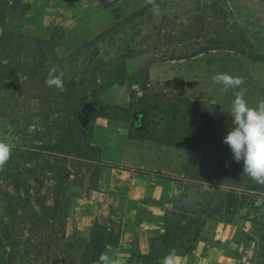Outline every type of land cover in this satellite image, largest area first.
<instances>
[{
  "label": "rangeland",
  "instance_id": "1",
  "mask_svg": "<svg viewBox=\"0 0 264 264\" xmlns=\"http://www.w3.org/2000/svg\"><path fill=\"white\" fill-rule=\"evenodd\" d=\"M150 1L0 0L7 16L6 26L0 24V37L16 30L32 39L51 41L56 44L58 58L37 56L33 61L34 51L12 49L10 45L0 49V143L11 148L9 160L0 167V229L7 236L6 244H0V259L11 251L17 264H27L30 259L32 264H69L71 255L62 251L67 243L62 240L63 232L66 239L86 238L94 223L113 226V222L131 233V241L123 240L124 235L119 245L107 249V256L112 264H137L138 230L124 223L122 214L136 210L140 218H150L149 208L157 203L152 194L155 186L162 187L160 204L170 209L168 203L181 188L167 177L181 179L189 148L207 130L209 114L186 110L180 104L181 93L191 100L219 105L223 139L233 127L231 103L240 88L221 92V85L213 83L214 75L226 73L242 78L249 107L256 108L264 101V62L258 58L264 55V0H225L235 28L223 27L208 12L196 11L191 2L183 6L171 0L159 14L168 18L156 22L151 37L141 33L132 40L130 33L126 44L121 35L98 51L82 49L99 33ZM23 5L29 7L25 13ZM213 40L220 41L224 49L187 60L165 61L172 51ZM138 43L144 44L143 51L136 50ZM130 48H136V52L123 60L120 55ZM72 53H76L74 59L69 58ZM141 56L146 59L139 68H125L127 61ZM30 63L41 67V71L55 68L64 78L77 77L85 83L82 94L86 97L82 98L80 111L87 102H92L96 111L87 126H81L87 133L85 139H79L82 158H77L71 147L63 153L46 147L47 143H58L55 121L68 100L59 89L46 85L44 74H36L34 80L25 77ZM46 91L55 101L54 113L42 116L39 101ZM132 94L135 105L131 107L127 99ZM114 165L131 171L115 169ZM129 176L150 180L142 200L129 199L126 186H118ZM17 184L24 200L28 191L32 206L45 215L48 226L37 229L23 224L20 217H9L7 195L14 196V203L19 200ZM100 186L106 195L105 212L85 210L83 207L93 203ZM58 194L61 205L54 213ZM197 210L196 206L191 208L193 215L184 220L183 227L197 219ZM63 221L65 228L61 226ZM218 223L209 222L201 238L213 241ZM232 224L236 229L233 244L226 247L233 252L235 264H264V199L258 200L255 209L240 208ZM27 241L37 246L33 248L37 250L35 256L25 255ZM57 244L61 245L59 249ZM169 251L163 249L156 255L163 257Z\"/></svg>",
  "mask_w": 264,
  "mask_h": 264
},
{
  "label": "trees",
  "instance_id": "2",
  "mask_svg": "<svg viewBox=\"0 0 264 264\" xmlns=\"http://www.w3.org/2000/svg\"><path fill=\"white\" fill-rule=\"evenodd\" d=\"M169 1L171 0L150 1L130 16L114 24L111 28L99 33L94 39L85 44L82 49L89 47L88 50L96 49L98 51L102 45L110 43L121 35L124 37L122 40L123 43L126 44V38L130 33L133 35L132 40H135V37L141 33H143V36L146 34V38L151 37V33L155 32L153 29L156 28V22L160 20L165 21L168 18L166 15L160 17L159 14L161 9H165L164 4ZM178 1L183 6L191 2L196 11H201V13L205 14L208 12L210 18L223 27L227 28L231 26L233 28L236 26L235 24L231 25L225 0ZM154 5L158 6L159 14L153 12ZM23 6L26 7L25 13L28 11L29 7L27 5ZM188 12L191 11L189 10ZM176 16V18L179 19L181 14ZM6 20L7 16L5 10L0 8V24L6 26ZM175 30L176 29H174V31ZM4 45H10L12 49L18 47L20 50L24 49L26 51L27 49L28 51H34V55H31L33 61L37 56H51L55 59L57 58L55 43L40 39H32L25 34H20L16 30L9 32L6 37H4V35L0 37V49ZM138 46V49H135L143 51L144 47L142 46H144V44L138 43ZM135 49L130 48L127 54L125 53L120 56L123 60H127L130 55L136 52ZM222 49H224V47L220 41H208L196 44L194 47L192 46V48L190 46L179 49V51H172L166 56L165 61L187 60L210 51ZM26 54L29 55V53ZM75 54L76 53L70 54L69 58L74 59V57H76ZM90 55L92 57L93 53L91 52ZM77 56L78 59L79 55ZM258 58L264 62V55ZM61 62H63V60H59V63ZM125 68L129 71L134 70L131 60L127 61ZM41 70V67H36L30 63L26 66L25 77L34 80L36 74L37 76L44 74L48 78L50 71L46 68H44L43 71ZM147 73L148 72H146V74ZM60 74V71L56 72V75ZM62 79L64 90L60 91V94L65 95L68 101L63 104L62 111L59 112L55 121L56 128L59 130L58 143L56 145L47 143L46 147L50 151H55V149L58 148L61 153L65 151L66 147H71L75 150V156L77 158H82L84 154L82 152L80 140L85 139L87 133L80 125L78 114L80 113L82 98L86 97L84 93L82 94L85 83H80L77 77L66 79L62 76ZM50 94V91H46V93L40 97V113L44 114L42 116H48L54 113L52 105L55 101L53 102ZM181 95L180 104L186 110L191 112V110L199 109L209 114L206 118L207 130L206 133L189 148L181 179L177 180L170 176L161 175L167 177L170 181L178 182L181 191L168 203L171 205L170 209H166L160 204V201H156V206L161 207V210L164 211L162 217L164 233L162 234L160 244L152 245L149 254L142 255L139 252L137 253V264L156 263V254L163 249H169V252L173 250L178 256L190 252L194 243L199 239L201 240L202 232L209 222L217 221L232 224L233 218L237 215L240 208L255 209L257 208L258 200L264 199V184L256 182L246 174H243V163H235L232 160L229 147L223 143V135L221 133L224 120L222 119V113L219 111V105L207 103L202 100H191V98L186 97L183 92ZM134 105L135 96L132 94L130 95V106L132 107ZM113 168L131 171L127 167H120L117 165H114ZM17 182L16 180V183ZM15 189L19 199L17 202H13L14 196L10 194L7 195L9 199L6 208H8L9 217L12 220L16 217H20L23 219V224H29L30 227L37 229L48 226L45 215L39 213L32 206L28 191L27 198L24 200L21 196L19 184L15 185ZM59 196L58 194L56 197L54 213L59 210L58 208L61 205ZM194 206L199 209L197 210L199 212L197 219H195L192 224L183 227L182 224L184 220H188L193 215L190 210ZM19 211L22 212L21 216L18 215ZM61 226L65 228L64 221ZM123 236L124 231L121 225L114 227L96 222L89 230V234L86 238L77 237L75 239L74 236L73 238L66 239L65 232H63L62 240H67V243L63 245L64 249L62 251L71 255L69 264H101L100 257L102 255L107 256V249L119 245ZM6 237L7 236L4 235L3 231L0 229V244H6ZM30 242L31 241H27L25 244V255L30 256L34 254L35 256L37 250L33 248L37 246H32ZM58 246L61 245L57 244V247ZM32 262L33 260L30 259L27 264H32ZM0 264H17L15 252L6 251V257L3 260L0 259Z\"/></svg>",
  "mask_w": 264,
  "mask_h": 264
},
{
  "label": "crops",
  "instance_id": "3",
  "mask_svg": "<svg viewBox=\"0 0 264 264\" xmlns=\"http://www.w3.org/2000/svg\"><path fill=\"white\" fill-rule=\"evenodd\" d=\"M127 100L130 104V97H128ZM99 118L101 117H98L97 119ZM146 180L141 179L140 177L129 176L126 179H123V181H119L118 186H126V189H128L127 196L129 199L142 200L145 197L146 192L148 191L147 184L150 183L149 179ZM161 188L162 187L160 186H155L152 189L154 192H152L153 199H155L156 201H160L162 198L163 191L161 190ZM101 190H103L102 186H100V189L95 192L97 194V197H94L95 199L94 201H92L93 203L91 205H88L86 207L82 206L83 208H85V210L90 209L93 210V212H105L104 208L106 207V201L104 197L106 195ZM113 190L117 191L115 188ZM108 203H111V201H108ZM157 209L158 211H156ZM149 211L151 212L150 218L147 219L140 218V214L136 210H126L121 217L123 218L124 223L136 226L138 233L135 240L138 244L139 253H141L142 255L149 254L152 245L160 244L162 234L164 233V227L162 223L164 211L161 210V207L155 205L151 206L149 208ZM118 224L112 222V225L114 227H117ZM235 230L236 229L233 224L219 222L216 226V233L213 235V241L201 238V240L199 239L194 243L193 248L190 252L178 256L172 250L163 257H157L156 263L163 264L164 258L172 255L174 264H235L233 252H230V250H228V248L226 247V244L229 246L233 244V242L231 241L234 236ZM124 235L125 239L123 240L131 241L129 239V235H131L130 232H124ZM133 235L136 236L135 234Z\"/></svg>",
  "mask_w": 264,
  "mask_h": 264
},
{
  "label": "clouds",
  "instance_id": "4",
  "mask_svg": "<svg viewBox=\"0 0 264 264\" xmlns=\"http://www.w3.org/2000/svg\"><path fill=\"white\" fill-rule=\"evenodd\" d=\"M153 12L159 14L158 6L153 7ZM53 68L45 83L48 87L64 90L61 73L56 75ZM213 83L221 85V92L240 88L231 103L230 116L233 127L224 137L235 163H243V174L252 180L264 184V101L259 102L256 108L249 107L244 99V83L240 77H233L226 73H217L212 77ZM11 148L8 144L0 143V167L10 158ZM101 264H112L109 257L102 255ZM163 264H174L172 255L164 258Z\"/></svg>",
  "mask_w": 264,
  "mask_h": 264
},
{
  "label": "water",
  "instance_id": "5",
  "mask_svg": "<svg viewBox=\"0 0 264 264\" xmlns=\"http://www.w3.org/2000/svg\"><path fill=\"white\" fill-rule=\"evenodd\" d=\"M145 59H146V56H141V57L131 60V64L134 66V70L139 68L144 63ZM94 111H96V107L93 105L92 102H87L83 106L82 110L78 114V120L82 127L87 126L89 122V118Z\"/></svg>",
  "mask_w": 264,
  "mask_h": 264
}]
</instances>
